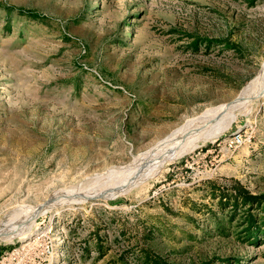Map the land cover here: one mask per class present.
Instances as JSON below:
<instances>
[{
  "label": "rangeland",
  "instance_id": "obj_1",
  "mask_svg": "<svg viewBox=\"0 0 264 264\" xmlns=\"http://www.w3.org/2000/svg\"><path fill=\"white\" fill-rule=\"evenodd\" d=\"M263 71L264 0H0V234L12 236L0 256L264 264V238L240 235L244 210L220 205L237 187L264 195ZM240 99L217 138L116 183L187 121ZM95 234L106 253L84 259Z\"/></svg>",
  "mask_w": 264,
  "mask_h": 264
},
{
  "label": "bare ground",
  "instance_id": "obj_2",
  "mask_svg": "<svg viewBox=\"0 0 264 264\" xmlns=\"http://www.w3.org/2000/svg\"><path fill=\"white\" fill-rule=\"evenodd\" d=\"M260 86L263 88L253 96L255 101L264 98V71ZM244 107V100L240 99L234 104L215 108L202 116L187 121L180 129L162 141L156 151L145 154L130 166L122 168L117 173L120 178L116 183L120 184L121 188H127L131 186L130 182L133 176L139 180L141 177L157 174L167 161L179 158L193 147L217 138L229 127L231 122L233 123L238 111ZM6 234L4 236L0 234V239L9 241L12 236L8 232Z\"/></svg>",
  "mask_w": 264,
  "mask_h": 264
},
{
  "label": "trees",
  "instance_id": "obj_3",
  "mask_svg": "<svg viewBox=\"0 0 264 264\" xmlns=\"http://www.w3.org/2000/svg\"><path fill=\"white\" fill-rule=\"evenodd\" d=\"M202 43H205L207 48L210 46H218L222 50L239 53L237 47L226 40H217V44L212 45V42L206 40L193 39L189 47L193 50L196 49L195 51H197L199 50V45ZM232 193L233 194H229L228 196L223 194L220 198V205L222 207H224V205H227V207L230 206L233 210L232 213H234L232 215L233 217L236 215L237 211L241 212L244 210V216L242 218L243 220L240 224V227L243 230L240 232V235L250 243L260 241L261 238H264V215L257 219V217L253 215L252 211L257 210L264 213V195L253 196L240 187L235 188ZM84 245V259L89 257L91 248L96 251L98 259L102 258L107 250L102 242V238L98 236V234L94 235L93 243L87 241ZM134 255L136 257L134 264H172L163 257L153 255V253L147 249H142L139 252H136ZM112 264H116V262L113 261ZM117 264L127 263L124 261L122 256L121 259L118 260Z\"/></svg>",
  "mask_w": 264,
  "mask_h": 264
},
{
  "label": "built area",
  "instance_id": "obj_4",
  "mask_svg": "<svg viewBox=\"0 0 264 264\" xmlns=\"http://www.w3.org/2000/svg\"><path fill=\"white\" fill-rule=\"evenodd\" d=\"M231 144L240 145L243 143V136L236 134L230 139ZM24 248L12 249L9 252H3L0 256V264H25L23 262L22 253Z\"/></svg>",
  "mask_w": 264,
  "mask_h": 264
}]
</instances>
